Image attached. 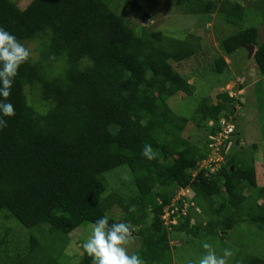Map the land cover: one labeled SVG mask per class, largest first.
<instances>
[{"label": "trees", "instance_id": "obj_1", "mask_svg": "<svg viewBox=\"0 0 264 264\" xmlns=\"http://www.w3.org/2000/svg\"><path fill=\"white\" fill-rule=\"evenodd\" d=\"M118 2L32 0L22 8L14 0H0V27L27 48L35 41L38 54L20 67L9 97L16 115L4 117L8 127L0 130V216L34 232L24 254L1 264L66 262L63 248L69 234L105 214L112 217L110 223L134 226L139 256L148 264H173L171 233L214 235L241 222L264 231V185L258 183L255 157L240 158L235 146L229 152L232 139H240L229 115L242 99L224 89L216 102L203 96L190 118L175 113L167 99L189 77L174 63L198 53L196 36L189 33L183 39L133 25ZM175 2L185 13L222 17L238 27L220 39L215 72L226 70L225 56L255 45L253 60L264 75L259 29L241 26L245 5L238 0ZM141 11L150 14L144 6ZM210 120L214 123L206 142L183 135L190 121L206 128ZM228 122L230 137L220 150L224 162L217 167L212 161L215 169L202 166ZM145 144L158 153L155 160L143 156ZM122 165L134 177L136 191L129 197L115 186L109 191L110 181L105 180V173ZM247 186L256 192L246 195ZM180 188L192 190L193 197L177 201L171 218H179L169 230L164 214L167 206L174 209L170 204ZM115 205L123 210L121 217L110 213ZM132 205L135 213L129 212ZM82 252L79 264H92ZM236 264H264V258L246 253Z\"/></svg>", "mask_w": 264, "mask_h": 264}, {"label": "rangeland", "instance_id": "obj_2", "mask_svg": "<svg viewBox=\"0 0 264 264\" xmlns=\"http://www.w3.org/2000/svg\"><path fill=\"white\" fill-rule=\"evenodd\" d=\"M14 1L20 7L25 8L32 0ZM118 1L119 5L122 3L120 11L133 25L139 27L145 25L147 29L162 30L169 35L183 39L189 33L196 36L198 53L188 60L174 63L178 71L189 77V81L179 92L170 96L167 103L178 115L190 118L195 114L203 96H210L211 101L216 102L219 91L224 89L234 91V94L242 99V105L237 104L236 110H234L235 114L229 115V119L230 122L234 119L233 122L237 126L240 139H232L229 152L232 153L235 146L237 152H240V158L254 156L256 163L259 162L256 164L259 174L258 183L264 185V165H262V163L264 164V75L258 71L253 56H250V51L246 48H240L225 56L228 66L224 72L217 73L214 70L215 54L221 53L220 39L228 33L236 32L238 27L227 25L222 17L216 20L205 13H185L183 7L179 6L175 0H134L139 6L133 3L128 5L127 0ZM238 1L246 6L244 25L242 23L241 26L256 25L259 29V39L264 41V0ZM142 6L149 11L148 16L141 11ZM213 16L215 17V15ZM36 45L35 41L28 42L33 56L38 55L35 51ZM37 99V96L31 94V101L35 100L34 102H36ZM37 106H39V102ZM206 123V128H199L196 123L190 121L183 135L195 143L206 142L210 137V127H213L214 121L210 120ZM228 126L231 128L232 124L229 123ZM222 130L224 132V128ZM224 135L225 133H219L215 137V143H223ZM229 137L230 135H228ZM255 144H257V148ZM211 153H213L212 149L208 154ZM104 175L105 180L107 179L108 183L110 181L109 191L113 190V186H115L117 192H122L125 196L129 197V195L135 194L136 188L132 179L134 177L127 165L117 167ZM128 183L129 188L124 185ZM255 189V187L247 186L245 194L250 195L254 191L256 192ZM192 197L193 191L190 189L180 188L177 190L170 204L174 206V209L169 210L167 206L164 214L165 225L169 230L170 224L179 218L178 215L171 218V213L177 209V201L181 198L191 200ZM260 203L264 204V199L260 200ZM187 208L188 201L184 211L187 212ZM110 213L121 217L123 210L115 205L110 209ZM193 221L195 220L193 219ZM206 221L207 218H204V224ZM92 225V223H84L69 234L65 248H63L66 262H61V264H79L83 254L81 245L90 236ZM33 232L34 229L29 230L13 218L8 219L0 216V264L6 260L10 262L18 258L20 254H24L30 247V236ZM135 237L134 243L129 246V253L139 255L141 246L137 241L138 237ZM187 237L190 239L185 241ZM170 240L173 264H199L200 258L205 254L202 247L203 242L212 244L218 256L223 254L224 248L231 249L234 255L229 259L228 264H236L246 253L264 258V231L248 222H241L231 230L216 232L214 235L204 234L198 237H189L184 233H171Z\"/></svg>", "mask_w": 264, "mask_h": 264}, {"label": "clouds", "instance_id": "obj_3", "mask_svg": "<svg viewBox=\"0 0 264 264\" xmlns=\"http://www.w3.org/2000/svg\"><path fill=\"white\" fill-rule=\"evenodd\" d=\"M31 57V50L24 43L0 27V130L8 127L4 117L14 118L16 115L9 97L20 67L29 63ZM142 154L149 161L155 160L158 155L150 144H145ZM135 211L136 207L132 205L129 212ZM111 219L108 214L98 218L91 226L90 236L82 244L92 264H146L141 256L129 253V246L136 239L134 226L126 222L110 223ZM202 247L205 254L199 264H228L234 255L231 249L224 248L223 254L218 256L213 245L208 242H203Z\"/></svg>", "mask_w": 264, "mask_h": 264}, {"label": "built area", "instance_id": "obj_4", "mask_svg": "<svg viewBox=\"0 0 264 264\" xmlns=\"http://www.w3.org/2000/svg\"><path fill=\"white\" fill-rule=\"evenodd\" d=\"M228 124L229 123H227L225 126H224V132L223 131H221V132H219V133H225V137H223V143H224V141H225V139L226 138H228V135H230L229 133L231 132V128H229V126H228ZM226 129V130H225ZM219 133H218V135H219ZM218 135H216V136H218ZM223 143H215V141L210 145V147H211V149H212V152L213 153H211L209 156H208V158L206 159V160H204L203 161V163H202V166H210V167H213L212 169H215V168H217V167H219L220 165H221V163L222 162H224V156L220 153V150H221V145L223 144ZM212 161H215L217 164H216V166L214 167V166H212V164H211V162ZM186 189H188V188H186Z\"/></svg>", "mask_w": 264, "mask_h": 264}, {"label": "water", "instance_id": "obj_5", "mask_svg": "<svg viewBox=\"0 0 264 264\" xmlns=\"http://www.w3.org/2000/svg\"><path fill=\"white\" fill-rule=\"evenodd\" d=\"M246 48L250 51V56L254 55L255 47L253 45H246Z\"/></svg>", "mask_w": 264, "mask_h": 264}, {"label": "crops", "instance_id": "obj_6", "mask_svg": "<svg viewBox=\"0 0 264 264\" xmlns=\"http://www.w3.org/2000/svg\"><path fill=\"white\" fill-rule=\"evenodd\" d=\"M258 163H259V162H258ZM258 163H257V164H258ZM262 165H264V164L262 163ZM261 167H262V166H261Z\"/></svg>", "mask_w": 264, "mask_h": 264}]
</instances>
